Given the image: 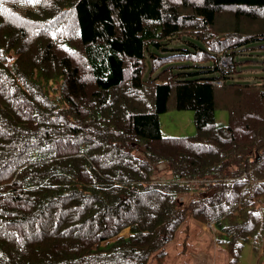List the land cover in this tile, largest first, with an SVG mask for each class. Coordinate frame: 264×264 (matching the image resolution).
<instances>
[{"label": "trees", "instance_id": "1", "mask_svg": "<svg viewBox=\"0 0 264 264\" xmlns=\"http://www.w3.org/2000/svg\"><path fill=\"white\" fill-rule=\"evenodd\" d=\"M262 19L264 0H0V264H148L186 216L237 253L260 238L264 108L246 101L264 103V76L220 60L264 41ZM171 56L210 65L143 76ZM169 101L195 134L161 135Z\"/></svg>", "mask_w": 264, "mask_h": 264}, {"label": "rangeland", "instance_id": "2", "mask_svg": "<svg viewBox=\"0 0 264 264\" xmlns=\"http://www.w3.org/2000/svg\"><path fill=\"white\" fill-rule=\"evenodd\" d=\"M222 13L228 15L227 9H222ZM221 12V11H220ZM225 19H222L224 21ZM259 18L255 22H259ZM264 20V19H262ZM261 21V20H260ZM226 19L224 26L227 24ZM222 24V23H220ZM243 29H252L255 25L242 26ZM179 42V40H177ZM170 44L173 42L169 41ZM264 41H254L245 45L244 50L240 54L235 56L236 64L226 67H235L234 78L236 81L243 83H256L259 84L264 76ZM194 51L193 47H190L187 43L182 49ZM182 50H169L164 51L162 56L169 54H179ZM11 55L7 58L11 59ZM223 58V57H222ZM221 58V59H222ZM145 71L143 76H155L159 70L165 66H180L186 65L183 70L188 72L201 70L196 66H208L210 61L200 62L193 61L190 57L171 56L165 59L154 70H150L151 61L149 58L145 59ZM221 64V63H220ZM222 65V64H221ZM187 77H194V75H187ZM51 84V82H50ZM58 83H53L52 87H56ZM54 96V92L51 91ZM226 93H219L217 101V107L214 110V120L216 124L224 125L228 120V112L221 107L222 105L229 104V99L225 95ZM252 97V96H251ZM225 98V99H224ZM255 101L257 104H255ZM253 101H246V105H260L264 108V103L261 99H255ZM259 107V108H262ZM243 119V118H241ZM160 132L165 137H184L193 135L196 132L193 122V112L191 110H178L169 101L167 110L159 115ZM243 144V139L240 141ZM167 164L161 163L157 166L155 176L162 179L169 176L167 171ZM211 191L206 192L204 189L197 192V195L208 196ZM193 197L192 193H185L179 197V200L183 202V206H186L188 201ZM251 209V212L262 210L264 208L263 197L254 198L251 204L247 206ZM250 211V210H247ZM248 213V212H247ZM259 217H255L257 220ZM128 228L124 229L121 234L126 235ZM217 233L219 231L214 227L212 222H200L191 216H186L184 221L180 224L175 231L173 238L168 241L161 250L153 253L148 261V264H264V232L258 239H251L244 244L237 252L231 251V248L227 245H221L218 241ZM239 257L238 261L236 257Z\"/></svg>", "mask_w": 264, "mask_h": 264}, {"label": "built area", "instance_id": "3", "mask_svg": "<svg viewBox=\"0 0 264 264\" xmlns=\"http://www.w3.org/2000/svg\"><path fill=\"white\" fill-rule=\"evenodd\" d=\"M220 63L222 64V66L226 67V66H229V65H232V62H231V58L225 56L223 57L221 60H220Z\"/></svg>", "mask_w": 264, "mask_h": 264}]
</instances>
